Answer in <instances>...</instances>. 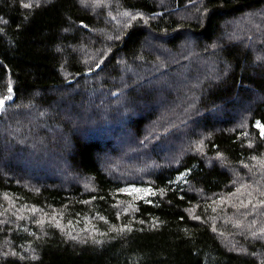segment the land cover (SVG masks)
<instances>
[{
  "label": "trees",
  "instance_id": "16d2710c",
  "mask_svg": "<svg viewBox=\"0 0 264 264\" xmlns=\"http://www.w3.org/2000/svg\"><path fill=\"white\" fill-rule=\"evenodd\" d=\"M0 100V264H264V0H0Z\"/></svg>",
  "mask_w": 264,
  "mask_h": 264
},
{
  "label": "built area",
  "instance_id": "2783aa9c",
  "mask_svg": "<svg viewBox=\"0 0 264 264\" xmlns=\"http://www.w3.org/2000/svg\"><path fill=\"white\" fill-rule=\"evenodd\" d=\"M257 125H258L257 127H259L261 129L262 134H264V126L260 122H258ZM133 186H138V187H142V188H149L151 190V193L146 199H140L141 198V194H140V192H137V198L140 199V200H134L131 196H129V194H130L129 190H131V188ZM154 191H155V189H153L151 186H140V185H136V184H128V185L122 186L118 190L119 194H121L122 196L128 197L132 201H135V202H139L141 200L147 201L149 197L154 195Z\"/></svg>",
  "mask_w": 264,
  "mask_h": 264
},
{
  "label": "rangeland",
  "instance_id": "374dc122",
  "mask_svg": "<svg viewBox=\"0 0 264 264\" xmlns=\"http://www.w3.org/2000/svg\"><path fill=\"white\" fill-rule=\"evenodd\" d=\"M137 192H140V194H141L140 199H146L150 195L151 190L149 188H142V187H138V186H133L131 188V190H129V193H130L129 196H131L134 200H140L137 198ZM122 197L125 199H128V200H131L128 197H125V196H122Z\"/></svg>",
  "mask_w": 264,
  "mask_h": 264
},
{
  "label": "snow or ice",
  "instance_id": "6c2138e0",
  "mask_svg": "<svg viewBox=\"0 0 264 264\" xmlns=\"http://www.w3.org/2000/svg\"><path fill=\"white\" fill-rule=\"evenodd\" d=\"M10 98V97H9ZM3 105V101L2 100H0V106H2Z\"/></svg>",
  "mask_w": 264,
  "mask_h": 264
},
{
  "label": "bare ground",
  "instance_id": "6f19581e",
  "mask_svg": "<svg viewBox=\"0 0 264 264\" xmlns=\"http://www.w3.org/2000/svg\"><path fill=\"white\" fill-rule=\"evenodd\" d=\"M258 126V125H257ZM255 127H256V124H255ZM180 181V180H179ZM141 185V184H140Z\"/></svg>",
  "mask_w": 264,
  "mask_h": 264
}]
</instances>
